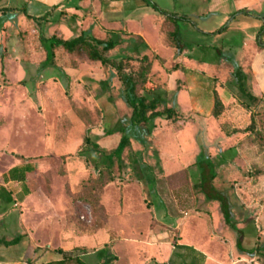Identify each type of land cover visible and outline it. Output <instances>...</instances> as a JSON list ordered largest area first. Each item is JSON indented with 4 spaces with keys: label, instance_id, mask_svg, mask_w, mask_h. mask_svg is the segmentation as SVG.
I'll return each instance as SVG.
<instances>
[{
    "label": "rangeland",
    "instance_id": "obj_1",
    "mask_svg": "<svg viewBox=\"0 0 264 264\" xmlns=\"http://www.w3.org/2000/svg\"><path fill=\"white\" fill-rule=\"evenodd\" d=\"M148 2L157 6L161 14L179 12L185 16L187 13L186 7L176 0ZM76 17L79 15L52 11L47 18L24 13L7 14L0 18V80L15 84L16 95L26 94L22 88H27V93L33 98L31 110L35 114L47 115L44 120L50 142L56 136V140H60V133L71 119L77 121L76 111L90 109L96 113L92 114V141L106 139L103 146L107 147L109 143L105 149L111 151L118 146L115 141L120 143L122 135L115 133L111 135L113 139L105 132L123 126L131 136V146L123 152L121 159L112 162L104 154L78 151L70 160L67 157H64V162L51 160L42 168L41 175L33 176L31 195L25 204L5 203L17 217L13 221L15 227L6 230L8 238L13 240L20 235L22 229L18 219L26 212L23 221L33 232L32 248L29 247L25 253V246L10 248L1 244L0 264H47L58 257L64 259L67 255L70 258L78 255L74 250L63 252L69 247L66 246V238L62 242L60 240L61 229L54 230L50 242H45L49 235L40 228V223L42 213L48 209L41 208L52 204L53 210L63 215L61 227L65 232L72 229L80 234H92L98 229L93 224L92 210L89 205L77 201L73 193H77L89 178L98 176L105 168H110L114 177H170L167 181L176 187L177 217H186L180 230L176 231L177 237L183 235L180 238H187L193 247L204 252L205 264H264V98L259 97L258 103L252 102L248 94L241 91L239 76H236V70L241 69L247 91L254 94L252 85H248L249 72L246 69L253 48L257 46L264 51V37L256 39V45L252 39L230 34L184 38V42L191 43L189 50L194 59L203 60L210 69L203 75L184 71L172 76L169 69L175 67L173 57L179 53L176 49L158 45L156 33L146 29L147 40L160 54H149L155 63L151 72V88L158 86L149 97L161 99L160 110L175 107L180 112L179 126H170L166 119L159 118L155 121L153 133L147 135L143 127L130 125L131 108L115 70L110 69L103 80H98L97 76L90 78L89 83L70 80L63 71V68H71L70 61L66 53L58 48L53 51V60L45 64L52 37L72 40L78 33L73 28L77 24ZM189 17L194 24H201L191 13ZM124 21L125 18L121 17L112 26L125 27ZM179 25L184 27L185 22L181 21ZM113 39L120 43L108 54L114 62L124 56L142 57L144 54L139 51L143 50L140 39H127L121 32L114 34ZM81 69L88 73L102 72L99 68L93 69L91 64H83ZM260 74L264 77V70ZM219 83L232 91L234 100L220 117L215 118L212 115L215 91L223 88ZM157 130L159 133L154 140ZM33 132L37 134L38 131L35 128ZM83 137L81 128L76 125L69 139L70 146L81 149ZM161 141L167 144L163 160L159 148ZM133 143L137 151L133 149ZM139 146L145 148V153L140 152ZM209 159L216 177L214 186L229 196L234 213L233 223L244 233L243 251L237 247L238 233L224 220L220 203L208 200L195 189ZM167 183L163 181V185ZM17 188H11V193ZM107 204L114 213L116 205L109 201ZM81 216H85L86 220H82ZM3 234L1 232L0 237L8 240ZM82 242L89 245V255L81 256L87 264H114L117 259L110 247L100 255L92 256L91 238L86 237ZM251 250L254 253H250ZM142 252L143 249L138 254ZM183 254L190 257L185 252ZM67 264L76 263L71 260ZM175 264L185 263L179 260Z\"/></svg>",
    "mask_w": 264,
    "mask_h": 264
},
{
    "label": "crops",
    "instance_id": "obj_2",
    "mask_svg": "<svg viewBox=\"0 0 264 264\" xmlns=\"http://www.w3.org/2000/svg\"><path fill=\"white\" fill-rule=\"evenodd\" d=\"M176 1L186 7L187 13L185 16L179 12L169 15L179 19L178 24L181 21L185 22L184 27L179 25L183 51L177 57H173L175 66H180L177 70L169 69L172 76H177L179 72L184 73L183 69L189 74L198 75H203L206 70L210 69V66L203 60L196 61L194 59L189 50L191 43L184 42L182 40L184 38L221 37L224 34H230L231 36L239 35L243 38L252 39L255 43L256 39L264 37V0ZM52 11L79 15L75 18L77 24L73 27L78 32L74 38L86 31H90L93 36L99 39L113 38L114 34L121 32L126 35L127 39L142 40L141 47L143 50H139L144 53L142 56L155 53L160 55L147 40L148 34L145 31L149 29L154 34L156 33L158 45L166 46L160 34V22L166 14L159 13L157 6L149 3L148 0H0V18L13 13H24L41 18L49 15ZM188 13H191L196 21L201 24H194L195 22L191 20ZM121 17L125 18L126 26L122 28L112 26ZM197 46L201 47V44H197ZM250 54L246 69L249 72L248 85H252L256 97L264 98V77L260 74V71L264 70V51L255 46ZM159 58L161 61L164 60L161 56ZM154 64L153 60V66ZM95 68L99 67L93 66V69ZM63 71L68 79L80 80L82 83L91 82L89 81L90 78L95 76L98 77V80L104 78L102 72L100 74L97 71L88 73L81 68L66 67L63 68ZM14 85L0 80V233H4L3 236H6L7 241L12 239L8 238L6 230L15 227L13 221L17 217L16 214H12L14 210L6 207V201L14 202L16 205L25 204L31 195L29 192L32 177L41 175L42 168L51 160L64 162V157L74 156L80 151L79 146H70L69 139L76 125L81 128L82 134L87 129L84 122L76 116L77 121L74 119L70 121L71 128L60 133V140H56L58 137L56 136L55 140L50 142L48 140L49 132H46L47 122L44 120L47 115L35 114L31 110L33 98L27 93V88H22L24 91L26 90V94L16 95ZM221 85L223 88L216 89V92L225 107L228 108L234 100V96L230 89L232 94L224 84ZM35 128L38 131L37 134L33 132ZM157 133H159L158 130L154 133V140L157 138ZM90 136L92 138V131ZM111 137L114 139V136ZM105 140L94 142L103 148H107L109 143L107 147L103 146ZM115 142L117 145L119 144L117 141ZM132 145L133 149L137 151L138 148L134 146V143ZM159 145L163 154L160 156L163 160L167 144L161 141ZM139 150L141 153H145V148L139 146ZM26 164L33 165L35 170L27 174L25 183L6 180L11 169ZM169 178L116 177L113 182L106 186L102 196V203L109 216L108 222L102 228L93 231L92 234H80L77 233V230L72 231V229L70 232H65V229L61 227L64 223L63 215L57 210H53L52 204L43 205L42 210L48 209L42 213L40 223V228L47 231L49 235L45 242H50L54 230L61 229L60 240L62 242V239L66 238L68 240L66 246L69 247L63 252H70L76 247L88 249L89 245L82 241L86 237L91 238L92 256L100 255L110 247L117 258L114 264H122L121 262L123 264H172V260L173 263H176V258H174L176 245L192 247L205 255L204 252L193 247L187 238H180L183 235L177 237L176 231L180 230V226L185 222L183 220H186V217H177V203L174 200L176 187L169 184L167 181ZM163 181L168 183L163 185ZM15 186H18L19 189L17 188L14 193H11V188ZM107 201L116 205L114 213L110 211ZM26 215L27 213L24 212L20 214L18 219V224L22 229L20 232L21 241L15 246H10V248L25 246V253L29 247L32 248L30 244L34 236L27 222L23 221ZM3 238L0 237V240ZM142 249L144 252L138 254V251ZM183 252L186 253L187 251ZM58 255L62 256L60 253ZM87 255L89 253L81 256ZM184 258L181 259L182 262L186 260V255ZM60 260L62 257L55 259V261Z\"/></svg>",
    "mask_w": 264,
    "mask_h": 264
},
{
    "label": "trees",
    "instance_id": "obj_3",
    "mask_svg": "<svg viewBox=\"0 0 264 264\" xmlns=\"http://www.w3.org/2000/svg\"><path fill=\"white\" fill-rule=\"evenodd\" d=\"M48 16L49 15H46L42 18H47ZM178 20L179 19L166 15L160 22V34L166 46L176 49L180 54L184 47L180 39ZM49 41L51 49L48 53V58L45 64H47L49 60H53V51L58 48L62 49L66 53L70 61V67L73 69H80L83 64H91L92 66L99 67L103 74L108 73L110 69H113L118 73L124 87L127 104L131 108V126L143 127L147 135H151L153 133L156 128L155 121L159 118L166 119L170 126H179L180 112L177 111L175 107H166L163 110H160L162 103L161 99H150L149 97L158 89L157 85L151 88V85L153 86V80L151 78L153 60L149 56H124L120 60L114 62L110 59L108 54L114 51L120 43L113 38H96L90 31L83 32L80 36L72 40L52 37ZM135 50L137 51V47ZM178 66L179 65L175 66L174 69L177 70V68H179ZM183 71L185 70L183 69ZM236 76H239V86L241 91L248 94V97L252 102L258 103L260 99L253 93H249L247 91V87L243 83L245 75L242 73L241 69L236 70ZM215 93L216 97L212 115L215 118H218L223 114L226 107L218 93L216 91ZM83 110L85 111H76L77 116L87 127L79 152L104 154L111 162L114 159H121L123 152L131 146L132 139L127 132V128L120 126L114 131L105 132V135L107 136L114 135L115 133H120L122 135L118 146L115 149L108 151L107 149L101 147L98 143L91 140L92 114L95 115L96 113L94 114L90 109ZM85 114L87 116H85ZM68 123L69 124L64 131L69 130L71 123L70 121ZM71 158H74L73 155L67 157L69 160ZM212 167L213 166L209 159L208 164L205 166L203 171V177H200V182L195 185V189L204 194L208 200L218 201L220 203L224 220L229 227L238 233L239 237L237 240V247L240 251H243L244 233L233 223L234 213L229 196L214 186V180L216 177L213 174ZM34 170L35 168L31 164L15 167L9 171L6 180L25 183L27 180V174L32 173ZM62 173L64 174V171H62ZM115 178L116 177H114L111 169L105 168L100 171L98 176L89 178L77 193H73V197H75L77 201L90 206L94 220L93 224L94 226H98V228H102L108 222L109 216L104 204L102 203V196L106 186L113 182ZM21 239V235L11 241L1 239L0 245L2 244L7 247L15 246L19 244ZM183 251H187V255L193 259L190 261V257H187L183 263L204 264L206 259L205 255L199 253L192 247L184 245H176V250L174 252V258H176V261L184 259L185 255L183 254ZM74 252L79 254L73 258L65 255L66 257L64 259L47 264H67L68 261L71 260H73L76 264H87L81 259L82 254L88 253L87 248L76 247L74 248ZM250 253H254V250H251ZM172 264H175V262L173 263V260Z\"/></svg>",
    "mask_w": 264,
    "mask_h": 264
},
{
    "label": "built area",
    "instance_id": "obj_4",
    "mask_svg": "<svg viewBox=\"0 0 264 264\" xmlns=\"http://www.w3.org/2000/svg\"><path fill=\"white\" fill-rule=\"evenodd\" d=\"M81 219H82V220H86L85 216H81ZM87 222L90 223L91 221H90V220H87Z\"/></svg>",
    "mask_w": 264,
    "mask_h": 264
}]
</instances>
